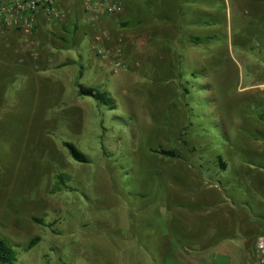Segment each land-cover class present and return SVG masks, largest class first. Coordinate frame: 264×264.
<instances>
[{
    "label": "rangeland",
    "instance_id": "374dc122",
    "mask_svg": "<svg viewBox=\"0 0 264 264\" xmlns=\"http://www.w3.org/2000/svg\"><path fill=\"white\" fill-rule=\"evenodd\" d=\"M74 1L61 99L50 73L17 67L11 53L0 60V237L16 264H119L108 239L150 247L140 234L191 198L214 201L205 189L216 181L264 214V172L251 168L264 166V0H125L93 24ZM97 240L107 254L88 263Z\"/></svg>",
    "mask_w": 264,
    "mask_h": 264
},
{
    "label": "crops",
    "instance_id": "0c3cea01",
    "mask_svg": "<svg viewBox=\"0 0 264 264\" xmlns=\"http://www.w3.org/2000/svg\"><path fill=\"white\" fill-rule=\"evenodd\" d=\"M147 2L151 3L153 0ZM75 4L74 0H59L60 10L64 14L63 21H49L40 14L37 26L28 36L19 29L0 24L1 62L3 63L5 55L11 53L17 67L20 63H25L32 73L42 78L50 73V84L54 85L50 93L55 91L56 99H61L62 88L66 91L67 84L66 80L62 82L58 71L67 64H75V60L67 58L64 61L60 58L64 47L75 46V43L70 44L65 36L69 32L65 24V16L73 13ZM124 9L126 10L125 5ZM40 26L45 27V31H42ZM95 26H99V23ZM21 34L25 40L33 44L29 51L22 45ZM80 36L81 32L78 38ZM15 43L17 45H14ZM12 46L16 47L15 50H12ZM92 67L96 73L101 71L98 65ZM8 74L11 76L18 73L11 71ZM0 78L4 77L0 76ZM257 146L261 149L264 143L257 142ZM251 168L264 172V166L261 165H252ZM225 182L230 183L229 180ZM207 185L205 191L216 192L214 201L203 206H195L191 204L193 203L191 198L188 204L178 205L170 214L172 220H167L164 227L159 226L155 233L151 229L150 235L140 234L142 242L151 244L150 247L145 248L141 244L137 246L127 237L123 241L108 239L109 245L114 250L115 261L117 260L119 264L120 262L121 264H242L253 261L256 258V239L260 235L264 236V214L250 213L246 207L234 203L225 194L221 182L216 181ZM247 226L254 228L253 232L239 234V230ZM90 243L94 245H92L94 252H87L88 263L92 261L89 255L94 257L97 251L98 254L106 256L107 253L103 251V247H100L99 240Z\"/></svg>",
    "mask_w": 264,
    "mask_h": 264
},
{
    "label": "built area",
    "instance_id": "2783aa9c",
    "mask_svg": "<svg viewBox=\"0 0 264 264\" xmlns=\"http://www.w3.org/2000/svg\"><path fill=\"white\" fill-rule=\"evenodd\" d=\"M124 3V0H82L81 7L86 21L93 24L102 17L122 12ZM40 14L49 21L61 22L64 18L59 0H0V24L19 29L25 35L33 32ZM26 45L29 48L33 47L29 40H26ZM98 53L103 52L98 50ZM255 256L253 261L242 264H264V236L262 235L256 239Z\"/></svg>",
    "mask_w": 264,
    "mask_h": 264
},
{
    "label": "trees",
    "instance_id": "16d2710c",
    "mask_svg": "<svg viewBox=\"0 0 264 264\" xmlns=\"http://www.w3.org/2000/svg\"><path fill=\"white\" fill-rule=\"evenodd\" d=\"M78 94L82 96H89L95 99L96 101L100 102L101 97L100 94L93 91L92 89H83V87L78 86ZM63 145L68 150L70 156L79 163H87L86 156L76 149V147L68 142H64ZM160 154L172 158H179L180 156L173 150H160L157 151ZM220 165L225 168V164L223 161H220ZM39 241L38 237H34L30 239L26 245L27 249L32 248L36 243ZM16 256L13 249L7 244V242L0 237V264H16Z\"/></svg>",
    "mask_w": 264,
    "mask_h": 264
}]
</instances>
